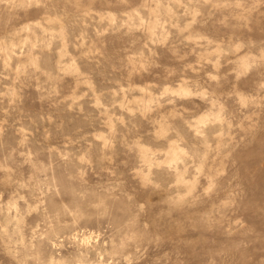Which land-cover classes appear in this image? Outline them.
I'll use <instances>...</instances> for the list:
<instances>
[{"label":"rangeland","instance_id":"1","mask_svg":"<svg viewBox=\"0 0 264 264\" xmlns=\"http://www.w3.org/2000/svg\"><path fill=\"white\" fill-rule=\"evenodd\" d=\"M261 85L264 6L0 0V220L43 234L76 219L105 247L109 225L151 222L161 239L138 264H211L239 219L262 234L257 264ZM192 189L211 191L190 206Z\"/></svg>","mask_w":264,"mask_h":264},{"label":"clouds","instance_id":"2","mask_svg":"<svg viewBox=\"0 0 264 264\" xmlns=\"http://www.w3.org/2000/svg\"><path fill=\"white\" fill-rule=\"evenodd\" d=\"M234 6L240 10L241 15H246L258 6H264V0H234ZM167 102L172 103L171 100ZM210 191L205 189L193 195L194 189L190 190L186 194V197H191L189 205L203 202ZM90 207L97 208V205L91 204ZM140 210L144 211V205H140ZM256 213L264 216V205H258ZM0 215H3L2 210ZM77 224L76 219L63 224L57 221L56 227L50 225L41 234L22 222H15L14 217L0 220V264H138L148 251V246L161 239V234L153 228L151 222L140 227L120 223L109 225L112 236L109 247H105L97 244L95 238L88 241L81 239L84 233L78 229ZM234 224L239 227L230 230L228 235L232 237L235 232L234 239L237 242L216 252L214 255L217 259L211 261V264H233V261L235 264H249L246 255L248 242L262 238V234L250 229L242 220H235ZM170 261L171 256L165 252L156 259L155 264H169ZM257 264H264V256L260 257Z\"/></svg>","mask_w":264,"mask_h":264}]
</instances>
